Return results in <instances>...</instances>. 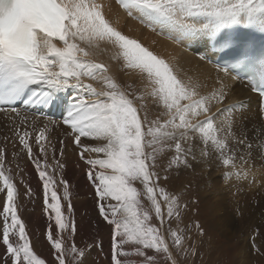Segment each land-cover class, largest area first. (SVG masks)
Returning a JSON list of instances; mask_svg holds the SVG:
<instances>
[{"label":"snow or ice","instance_id":"obj_1","mask_svg":"<svg viewBox=\"0 0 264 264\" xmlns=\"http://www.w3.org/2000/svg\"><path fill=\"white\" fill-rule=\"evenodd\" d=\"M118 3L153 31L202 45L205 54L200 58H216L223 77L249 82L258 94V115L264 120V45L257 47L258 40L264 41V0ZM104 8L95 0H0V112L19 120L14 134L42 182L49 221L46 239L53 250L52 259L34 251L18 214L17 183L0 151V193L5 195L0 209V264H85L91 252L87 242L81 247L75 240L79 228L69 182L48 170L49 147L55 153L48 126L37 129L35 119L20 105L63 107L62 122L87 166L100 218L110 227L108 264H181L182 258H192L195 264L199 251L194 236L203 237L204 229L199 221L181 227L187 204L181 202L182 193L161 185L166 173L191 168L199 153L219 162L224 182L247 180L254 148L264 156V126L253 129L257 135L250 138L237 122L234 110L243 109V102L220 107L229 89L224 78L218 75L220 87L202 92V82L182 78L164 59L113 27ZM102 40L118 47L127 66L143 74L141 99L152 100L151 119L147 106L138 108L112 77H103L102 90L86 82L107 71L105 65L86 59ZM60 143L62 156L63 140ZM33 144L39 156L33 153ZM58 186L63 187L62 195ZM26 194L33 195L30 187ZM154 220L161 226L167 223L171 246ZM256 235L253 250L259 252Z\"/></svg>","mask_w":264,"mask_h":264},{"label":"rangeland","instance_id":"obj_2","mask_svg":"<svg viewBox=\"0 0 264 264\" xmlns=\"http://www.w3.org/2000/svg\"><path fill=\"white\" fill-rule=\"evenodd\" d=\"M119 72L122 74L119 75ZM137 74L131 77L126 73V75L129 76L128 78V76H124V73L121 70V71H117L116 75L114 73V76H111L110 74H106L104 76H109L112 78L115 77L114 81L116 80L115 82L120 86V88L124 92L128 94L130 99H134V102L137 104L138 108H140L141 105L147 106V109L149 111V118L151 119L152 113L155 112V109L152 107L151 99L146 97L144 99H141V97L145 95L144 94L145 91H143V89L145 90V81L142 77H140L143 76V74H141L140 72H138ZM86 82L94 84L95 80L86 78ZM140 83L141 84L144 83V85H141ZM141 86L143 87L142 89L140 88ZM105 87H106V81L104 80L103 87H95V88H97V90H102ZM234 111H235V115L237 116L239 114V109H235ZM261 126H262V119L258 115L257 118L250 125L251 128L250 134L247 131L249 137L250 138L255 137L257 133L253 132V129L259 130ZM62 140L64 142V147L70 145L73 149L77 148L73 145L71 137L67 133H64V138ZM13 143L18 144L19 141H13ZM58 146L59 145H57L56 148L60 153L61 144L59 147ZM20 147H22V145H20ZM21 149L23 148H17V150L20 153V156L18 158L19 161H15V160H11V157H14L15 155L10 154L9 146H5V148L4 147L2 148L0 144V151H3L5 155V166L11 170V175L14 178V182L17 183V188L19 192L17 198L18 214L21 216V218L24 220L26 224L27 231L31 237V242L34 247V251H36L37 254L41 255L42 257H47L48 259H52L53 250L46 239V229L49 221L44 208L43 185L41 180L39 179L37 169L35 167L33 169L35 170L36 174L32 175L29 172L28 169L29 167L27 165H30L29 164L31 162L30 158H28L29 156L27 155V153H25L26 151ZM255 155H257V151L252 152V160L250 162L253 161ZM62 156L64 157V153ZM62 156L57 157V153L56 156L51 155L52 162H56L58 160L60 163ZM64 158H65V162H64L65 165L62 170L59 168L57 163L50 166V161L48 159H47V167L50 174H53L56 177H60L62 175L69 182L70 191L72 194L71 203L74 208V219L79 228V233L75 237L76 243L82 247L83 244L87 242L89 244V247L91 248L90 255L88 256L90 260L88 261L87 259L85 261V264H108L110 243L104 246L102 245L101 248L100 242L102 241L104 243V240H106L107 236L110 238V234H109L110 227L107 224H105L100 218L96 206V196L94 192V186L89 182L87 178L85 167L83 168L81 167V169L79 170L80 172L78 173L80 175L77 178H75L73 172V179H71L70 181L68 179V173H67L69 164H66L67 163L66 157ZM22 159H25L24 162L22 161ZM43 166L45 165H43L42 163V167ZM165 166H166V162H165ZM223 171L224 168L219 164V162L215 158H207V159L201 158L199 156V153H197V160L192 162L191 168L172 169L170 172L166 173L168 178L166 181L162 180L161 185L166 187V189L169 192L182 193L181 202L183 204H187V208L184 210V222L181 225V227H183L184 225L187 226L189 225L188 227L190 226L192 227V224L194 225L196 221H199L200 224L203 226L205 233L204 236L203 237H200L198 235L194 236L199 251V255L195 257V264H241L240 261L241 258L244 261L243 264H264V200H263L264 191L262 193H258V188L244 187L243 189L244 192L250 194V195L248 194L249 195L248 202L243 199V202H245L246 205L248 206L247 210L244 211L243 219L245 221L241 222L240 220L241 216H239L237 211L236 213L235 211L234 212L231 211L232 212L231 214L233 215L232 216L230 215V217L235 221L236 225L233 226L227 222L225 225L222 226L221 229H218L216 225V221L215 220L213 221V219L215 218L210 208L211 200L209 198L207 199L209 203L205 200L206 193L204 186L210 183L211 178L209 176L218 179L219 186L217 188L216 197L223 199V201L232 200V197L235 195L234 190L236 189V187H238V185L240 184H247L251 180L250 178L251 173L249 172L247 180H241V181L231 180L226 183L221 179V174ZM205 176L208 177L206 178ZM80 177H83L84 179L88 180L89 191L87 193H82V194L79 193L76 187L78 182V180L76 179ZM136 186L141 187L138 182ZM28 187L32 189L33 195L31 196L26 194V190ZM57 191L62 195L63 187L58 186ZM237 195H243V194H237ZM252 195H259V196L253 197ZM142 200L145 202V204L148 203L146 196H142ZM85 201L86 202L90 201V202L85 204L84 203ZM4 202H5V195L4 193H0V209H2ZM82 202L83 205L79 206ZM232 203L231 206L233 207V205L237 202L233 201ZM32 218H35L34 222H31ZM94 218H96L95 222H94ZM154 222L157 224V226L161 227V230L164 232L171 246V237L167 232V223L164 226H161L159 225L158 220H154ZM93 223L96 229H100V232L97 233L95 237L90 238L89 241L86 239L84 232L85 230H91L93 228L92 227ZM171 226L175 227L174 221L172 222ZM254 234H257L255 240H256V245L260 249L259 252L253 250L252 238ZM93 242H95L96 244V246L94 247L95 251L102 252L103 250L106 249V253L105 254L102 253V255L97 259L95 255H94L95 259H93V254H94L92 253L94 250V248L92 247ZM238 246H243L244 248ZM2 252H3V247L0 246V253ZM181 264H192V258H189L186 261L183 260L182 258Z\"/></svg>","mask_w":264,"mask_h":264},{"label":"bare ground","instance_id":"obj_3","mask_svg":"<svg viewBox=\"0 0 264 264\" xmlns=\"http://www.w3.org/2000/svg\"><path fill=\"white\" fill-rule=\"evenodd\" d=\"M95 2L102 3L103 5H105L104 8L105 18L109 20L110 24L113 27H115L118 31H120L122 34L129 36V38L137 40L144 47L148 48L154 54L164 59L170 65V67L174 68V71H178L180 73L182 78L188 79L190 77L194 81L199 80L200 82H202L205 85V87L201 89L202 92H211L213 89L219 88L220 85L216 78L218 75L224 78L225 82L228 83L229 85V89H228V96L224 100V102L220 105V107H225L230 104L235 105L240 102H243V109H239V114L236 116V119L238 124H240L242 127L247 129L248 133L250 134V129H251L250 125L258 116L260 101L258 95L254 94L251 91V87L249 85L246 86L244 81H240L238 79L223 77V74L218 73L216 66L213 65L212 63L214 58L202 60L200 56L201 54H205L203 53L204 50L202 48V45L195 42L189 45L188 43L177 41L174 37L169 36L167 32L162 33L160 32L159 29L153 31L151 27L145 26V24H143L140 20L128 16L125 10L122 8V6L118 3V0H95ZM54 43H56L58 47L63 46V43L58 40H54ZM198 49H200V51H198ZM90 51L91 54L86 59L97 64H103L107 69V71L103 73V75H98L97 79H95V83L93 84V86L95 87L104 86L103 77L106 74H110L111 76H114V73L116 75L117 71L122 70L124 76L129 75L133 77L139 72V70L129 68L123 56L120 54V50L118 49V47L112 45L108 41H104V40L98 41L96 45L91 48ZM207 54L211 57V53H207ZM126 73L128 75H126ZM121 74L122 73L119 72V75ZM140 77L143 78V76ZM114 78L115 77H113V79ZM141 85H144V83H142ZM140 88L142 89L143 87L141 86ZM143 91L145 90L143 89ZM20 109L22 112H26L29 115L30 119H35L36 121L35 126L37 129L43 127L44 125L48 126L49 129L47 133L48 139L51 145L54 146L55 153L53 152L52 147H49L47 152V157H48L47 159L50 161V166L54 165L56 162H52L51 155L56 156L57 153V157H61L56 146L57 145L60 146L61 143L59 144V142L64 138V133H67L69 135V129L62 122L63 114H64L63 107L59 105H57L56 107L34 106L32 108L26 109L24 105H20ZM41 109L43 111V115H40ZM19 126H20L19 120L15 118L14 114L10 112L9 113L0 112V144L2 148L3 147L5 148V146H9L10 154L15 155L14 157H11V160H15V161H19L18 158L20 156V153L18 151L19 149L17 150V148H22L20 147L19 143L18 144L13 143V141H18L14 134V130ZM262 126H264L263 120H262ZM84 142L89 143L91 141L85 140ZM64 149H65L64 157H66V161H67L66 164H69V168L67 170L68 179L71 181V179H73V172L75 178H77L80 175L78 173L80 172L79 170L81 169V167L86 168L87 166L80 160L78 155L79 152L78 148L73 149L70 145H67L66 147H64ZM255 151L256 149L254 148L253 152ZM33 153L37 156L40 155L38 152V148L36 147L35 144H33ZM64 157L62 156V159L60 161V163L63 165H65ZM24 160L25 159H22L23 162ZM30 161H31L29 163L30 165L27 166L29 167L28 168L29 172L32 175H34L36 174L35 170L33 169L35 166L31 159ZM248 168L251 170L250 171L251 180L247 184L238 185V187H236V189L234 190L235 195L232 197V200L230 201L228 200L223 201V199L216 197L217 188L219 186L218 179L209 176L211 178L210 183H208L205 186L203 184L206 193L205 200L207 201L208 198L211 200V205L210 204L209 205L211 208V212L213 213V216L215 218L213 219V221L214 220L216 221V225L218 229H221L222 226L225 225L227 222L233 226L236 225L235 221L230 217V215L231 216L233 215L231 214L232 213L231 211L233 212L235 211V213L237 211L239 216H241V219L239 218L241 222L245 221L243 219L244 218L243 216H244V211L247 210L248 206L246 205L245 202H243V199L248 202L250 194L244 192L243 190L244 187L258 188V193H262L264 191V156H260L258 154L255 155L253 161L249 162ZM76 180H78L76 187L79 193L81 194L87 193L89 191L88 180L84 179L83 177H80ZM237 194H243V195H237ZM252 196L258 197L259 195H252ZM233 201L234 202L236 201L237 203H235L232 207L231 203ZM89 202L85 201L84 203L87 204ZM82 205L83 202L79 206ZM95 219L96 218H94V222ZM34 221L35 218H32L31 222ZM92 227L93 228L91 230H85L84 232L87 240L95 237L97 233L100 232V229H96L94 227V223ZM109 243H110V238L107 236L106 240H104L103 246ZM238 247L244 248L243 246H238ZM92 253H94L93 259H95L94 255L97 259L102 255V253L103 254L106 253V249L103 250L102 252H98L95 251L94 248ZM89 260L90 259L88 258V261ZM240 261L241 264H243L244 261L242 258L240 259Z\"/></svg>","mask_w":264,"mask_h":264}]
</instances>
